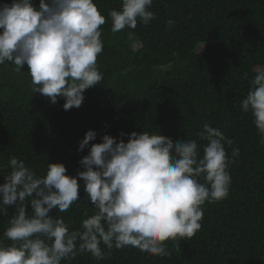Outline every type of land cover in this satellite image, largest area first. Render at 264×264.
<instances>
[{"label": "trees", "instance_id": "16d2710c", "mask_svg": "<svg viewBox=\"0 0 264 264\" xmlns=\"http://www.w3.org/2000/svg\"><path fill=\"white\" fill-rule=\"evenodd\" d=\"M32 2L39 8L40 0ZM94 3L106 21L97 57L103 79L84 91L79 108L66 111L62 97L51 103L33 93L27 65L20 72L10 62L0 65V184L11 171L10 157L38 176L48 163H62L67 175L76 176L91 144L102 143L105 134L127 142L132 132L147 131L174 145L194 139L202 156L207 142L197 133L207 123L232 141L224 143L231 184L226 198L202 206V227L191 240L166 241L168 257L132 246L109 252L101 244L105 259L79 253L62 264H264V143L251 112L241 107L250 81L264 67V0H153L149 10L155 19L115 34L108 14L121 9V0ZM89 130L96 138L79 150ZM78 183L79 200L67 212L49 213L63 218L70 231H82L85 212L94 213L84 182ZM15 208L0 212V242L6 246L12 241L3 233Z\"/></svg>", "mask_w": 264, "mask_h": 264}, {"label": "clouds", "instance_id": "9594fccd", "mask_svg": "<svg viewBox=\"0 0 264 264\" xmlns=\"http://www.w3.org/2000/svg\"><path fill=\"white\" fill-rule=\"evenodd\" d=\"M152 3L121 0V9L108 14L111 32L135 29L138 22L149 24L155 19L149 10ZM105 22L94 0H40L39 8L32 0H12L11 5H0V65L10 62L17 72L27 65L33 93L51 103L62 97L66 111L79 108L84 91L103 79L97 57L103 50ZM167 25L171 28L174 21L169 19ZM241 107L251 112L264 143V67L250 81ZM197 136L207 142L202 156L194 139L174 145L170 138L147 131L132 132L127 142L105 134L102 143L91 144L80 161L84 170L76 176L67 175L62 163H48L46 173L38 176L23 160L10 157L11 171L0 184V212L6 214L9 205L16 211L3 233L12 243L0 242V264H62L79 253L99 261L108 255L101 244L109 252L132 246L170 256L165 242L191 240L202 227L205 202L229 194L230 161L224 143L232 141L207 123ZM95 138L94 131H87L79 150ZM238 153L233 149V156ZM78 178L94 213L85 212L82 231H70L63 218L49 213L67 212L79 200Z\"/></svg>", "mask_w": 264, "mask_h": 264}, {"label": "rangeland", "instance_id": "374dc122", "mask_svg": "<svg viewBox=\"0 0 264 264\" xmlns=\"http://www.w3.org/2000/svg\"><path fill=\"white\" fill-rule=\"evenodd\" d=\"M199 50H200V51H203V50H204V47L200 48Z\"/></svg>", "mask_w": 264, "mask_h": 264}]
</instances>
